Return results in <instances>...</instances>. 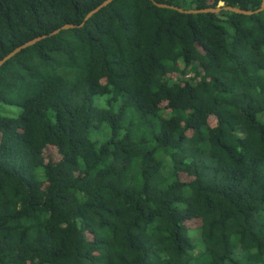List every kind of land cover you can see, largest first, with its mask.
I'll list each match as a JSON object with an SVG mask.
<instances>
[{
	"label": "trees",
	"instance_id": "obj_1",
	"mask_svg": "<svg viewBox=\"0 0 264 264\" xmlns=\"http://www.w3.org/2000/svg\"><path fill=\"white\" fill-rule=\"evenodd\" d=\"M104 1L0 0V60ZM0 103L22 109L0 112V264H264V11L116 0L6 62Z\"/></svg>",
	"mask_w": 264,
	"mask_h": 264
},
{
	"label": "rangeland",
	"instance_id": "obj_2",
	"mask_svg": "<svg viewBox=\"0 0 264 264\" xmlns=\"http://www.w3.org/2000/svg\"><path fill=\"white\" fill-rule=\"evenodd\" d=\"M109 98L110 97H108V96H102V97L97 96L93 100V106L95 108H108L109 107V102H108ZM121 104H122V100H120L119 102L113 103L112 107L115 111H117L121 107ZM0 112L3 116L17 118L21 115L22 109L17 107V106L6 105L3 103H0ZM173 113H174V111H172V110H166V111H163L156 118L148 116L147 122L151 125V127L150 128H146V127L137 128L136 133H135L136 139H141L143 137H146L147 139L150 140L152 137V134H156L159 132L160 120L167 119V118L171 117L173 115ZM135 123H139L138 118L134 115V113L132 111L128 112L127 125L135 124ZM111 136H112V134H111L110 126L108 124H104L100 128L93 127V128H91V131H90L91 140L96 142L98 144V146H100L101 144L110 140ZM157 156L160 159L164 160L165 163L168 160L169 161L168 164H170L171 159L167 154H165V151L160 150L158 152ZM166 165H167V163H166ZM168 169L169 168L167 165V167L164 171V174L166 176L165 185H168L169 183H171L173 181V177H171L168 174ZM37 173L39 174L40 179L44 178V172L42 169H39L37 171ZM190 234H191V237L194 239V241L198 244L200 242V238L197 235H200V233L198 231H191ZM196 246H197V248L202 247V242Z\"/></svg>",
	"mask_w": 264,
	"mask_h": 264
},
{
	"label": "water",
	"instance_id": "obj_3",
	"mask_svg": "<svg viewBox=\"0 0 264 264\" xmlns=\"http://www.w3.org/2000/svg\"><path fill=\"white\" fill-rule=\"evenodd\" d=\"M115 1L116 0H106L103 3H101L98 7H96L94 10H92L86 16L85 20L80 25L66 24V25L62 26L61 28H58L55 31L51 32L49 35H43V36L34 38V39L24 43L23 45L17 47L11 53H9L7 56H5L2 60H0V68L6 62L10 61L12 58H14L16 55H18L23 50L36 45L37 43L41 42L42 40H44V39H46L48 37L55 36V35L59 34L61 31H63V30H70V29L83 27L85 25L86 21L91 19L96 13L101 11L103 8L108 7L109 5H111ZM150 1H152L154 3V5H156L157 7L173 9V10H177V11H179L181 13H185V14H203V13H213V14H215V13H220L222 11H229V12H232V13H235V14H239V15H248V16H250V15L262 13L264 11V0L262 1L261 7L259 9H257V10H244V9H240V8H237V7L227 6L224 3H221L216 8H207V9H199V10H184L182 8H179V7L158 3L155 0H150Z\"/></svg>",
	"mask_w": 264,
	"mask_h": 264
}]
</instances>
